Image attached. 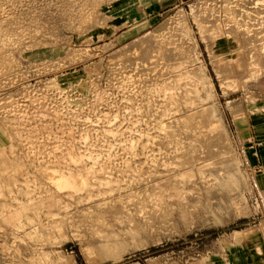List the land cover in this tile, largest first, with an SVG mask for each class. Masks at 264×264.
<instances>
[{
    "label": "rangeland",
    "instance_id": "obj_1",
    "mask_svg": "<svg viewBox=\"0 0 264 264\" xmlns=\"http://www.w3.org/2000/svg\"><path fill=\"white\" fill-rule=\"evenodd\" d=\"M50 1L17 0L15 12L25 16L32 4ZM239 1L97 0L90 21L79 18L70 25L62 19L28 38L17 71L5 63L0 71V157L10 136L6 122H11L1 115L17 103L33 112L31 101L47 97L51 104L45 114L57 111L59 116L36 117L54 126L75 124L82 150L88 146L102 152V162L114 160L129 175L142 154L128 145L150 127L158 138L152 119L163 118L164 126L174 130L169 118L173 106L163 101L167 92L162 82H151L165 59L149 58V51L165 33L199 66L215 134L226 145L227 177L237 176V185L179 199L176 189L174 196L160 201L132 195L125 212L115 209L105 217L83 218L81 230L70 229L66 238L52 240L0 216V264H264V184L257 178L264 171V72L240 76L221 71L211 32L203 27L213 14L238 11ZM0 4L8 8L10 1ZM108 127L114 130L111 137L102 134ZM83 128L92 133L88 145L81 139ZM46 135L34 138L35 143H28L29 137L16 142L28 149L55 137ZM31 155L30 164L37 165L36 153ZM100 198L102 203L109 200ZM76 232L84 233L86 241L74 239ZM98 233L115 235L109 251L87 246L90 235Z\"/></svg>",
    "mask_w": 264,
    "mask_h": 264
},
{
    "label": "bare ground",
    "instance_id": "obj_2",
    "mask_svg": "<svg viewBox=\"0 0 264 264\" xmlns=\"http://www.w3.org/2000/svg\"><path fill=\"white\" fill-rule=\"evenodd\" d=\"M9 1L8 8L0 4V71L5 69V63L17 71L30 43L27 39L47 24L62 19L69 20L70 25L79 18L90 21L91 5L97 0L32 4L25 16L15 12L17 0ZM261 1L240 0L235 6L238 11L231 8L224 17L213 14L203 21L205 30L211 32V47L214 55L222 60L220 70L224 73L245 76L264 72V3ZM162 35L149 51V58L165 59L161 73L151 82H162L160 85L167 92L163 101L173 106L169 118L174 130L164 126L163 118L152 119L158 138L149 131L150 127L138 140H132L128 148L142 155L136 158L132 174L125 175L114 160L102 162V152L88 146L82 150L74 135L75 124L65 122L54 126L51 120L36 117L59 116L57 111L45 114L51 104L49 98L32 100L33 112L25 110L28 106L22 108L15 104L6 115H1V120L11 119L6 122L10 134L6 141L8 147L4 158L0 157L3 220L45 235L49 240L66 238L70 229L81 230L83 218L105 217L115 209L125 212L132 195L160 201L174 196L176 189L179 199L194 193L223 192L237 185V176L227 177L226 145L215 134L211 113L204 101L207 85L199 76V66L189 59L184 46L172 43L165 33ZM82 130L81 139L88 145L92 133ZM110 133L114 130L108 127L102 134L111 137ZM46 134L55 137L49 143H37L28 149L16 142L17 138L29 137L26 141L35 143L34 138ZM0 138L3 139L1 135ZM32 152L37 155L33 157L37 165L30 164ZM11 167L15 170H8ZM128 176L136 186L127 180ZM257 178L264 184V171ZM101 195L109 197L107 203H102ZM73 237L86 241L82 232L74 233ZM116 240L114 234L98 233L97 237L90 235L87 246L109 251L106 248Z\"/></svg>",
    "mask_w": 264,
    "mask_h": 264
},
{
    "label": "crops",
    "instance_id": "obj_3",
    "mask_svg": "<svg viewBox=\"0 0 264 264\" xmlns=\"http://www.w3.org/2000/svg\"><path fill=\"white\" fill-rule=\"evenodd\" d=\"M177 2H179V0H177Z\"/></svg>",
    "mask_w": 264,
    "mask_h": 264
}]
</instances>
